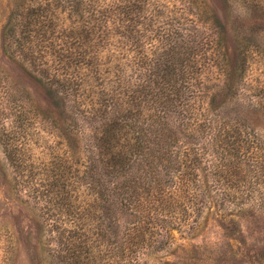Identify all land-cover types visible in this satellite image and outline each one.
<instances>
[{"label": "rangeland", "instance_id": "obj_1", "mask_svg": "<svg viewBox=\"0 0 264 264\" xmlns=\"http://www.w3.org/2000/svg\"><path fill=\"white\" fill-rule=\"evenodd\" d=\"M130 89L138 123L175 92L181 137L90 176ZM0 264H264V0H0Z\"/></svg>", "mask_w": 264, "mask_h": 264}, {"label": "trees", "instance_id": "obj_2", "mask_svg": "<svg viewBox=\"0 0 264 264\" xmlns=\"http://www.w3.org/2000/svg\"><path fill=\"white\" fill-rule=\"evenodd\" d=\"M13 17V16H12ZM7 30V27H6ZM23 30V29H22ZM24 33H26L23 30ZM75 33H79L80 30H75ZM25 36H31L24 34ZM76 52L79 50H75ZM80 53V52H77ZM79 55V54H77ZM59 56H66V54L59 53ZM180 57V56H177ZM60 58V57H59ZM85 68L89 70L93 67V57L85 56ZM73 64L82 63L80 58H74L71 62ZM83 64V63H82ZM41 67V66H40ZM178 67H174L172 71L173 82L168 84L169 88L181 81V73ZM75 71H72V73ZM70 73V72H69ZM67 72H53L48 75L46 72L43 74L50 82L54 83L55 87L46 88L48 93L53 97H57L54 90L57 87H66L70 83H74V77L71 76L67 81ZM175 92L172 94L159 90L157 95L152 98L157 103L154 106V113L156 117L153 119V113H151L150 120L158 121L162 116L164 110L173 109L175 100ZM133 90L130 89L125 92V97L116 95L114 98L106 100L108 104L100 106L93 110L91 117L97 116L99 123L97 126H91L90 137L88 139L87 147V168L88 175L89 168L91 166H99L104 171V174H113L117 170L118 165L127 163L131 155L140 156V160L145 162H158L163 165L165 155L172 153V146L178 142L181 134L177 128L173 131L171 126L167 122L149 121L144 123L137 122V110L132 108L131 104L134 103ZM181 101V96L178 102ZM124 103V106L121 104ZM172 107V108H171ZM175 108V107H174ZM139 151L145 153L144 156L139 154ZM155 158L153 160L148 159ZM152 181V180H151Z\"/></svg>", "mask_w": 264, "mask_h": 264}]
</instances>
